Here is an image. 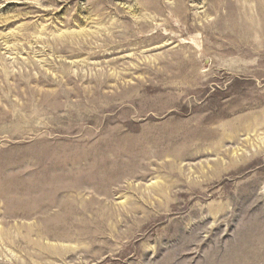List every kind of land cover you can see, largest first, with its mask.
Masks as SVG:
<instances>
[{
    "label": "rangeland",
    "instance_id": "rangeland-1",
    "mask_svg": "<svg viewBox=\"0 0 264 264\" xmlns=\"http://www.w3.org/2000/svg\"><path fill=\"white\" fill-rule=\"evenodd\" d=\"M0 264H264V0H0Z\"/></svg>",
    "mask_w": 264,
    "mask_h": 264
}]
</instances>
